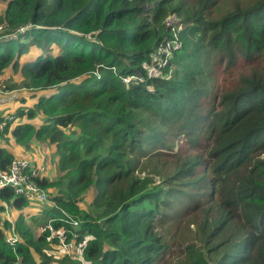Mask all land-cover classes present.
<instances>
[{
  "label": "trees",
  "instance_id": "trees-1",
  "mask_svg": "<svg viewBox=\"0 0 264 264\" xmlns=\"http://www.w3.org/2000/svg\"><path fill=\"white\" fill-rule=\"evenodd\" d=\"M0 1V77L9 66L21 75L1 93L62 87L31 95L12 113L22 122L0 133L25 150L44 143L56 165L53 179L34 166L48 197L29 218L37 235L31 204L0 189L20 237L11 248L0 228V264H264V0L214 19L216 0ZM171 15L185 29L167 27ZM175 34L167 75H151ZM31 46L56 55L19 65ZM196 131L207 157L174 145ZM13 159L0 148L1 171ZM61 228L77 255L60 247Z\"/></svg>",
  "mask_w": 264,
  "mask_h": 264
},
{
  "label": "rangeland",
  "instance_id": "rangeland-1",
  "mask_svg": "<svg viewBox=\"0 0 264 264\" xmlns=\"http://www.w3.org/2000/svg\"><path fill=\"white\" fill-rule=\"evenodd\" d=\"M255 1H258V0H216V2L214 4L215 7L210 12V18L214 19V18L221 17L226 12L234 9L236 4H239L241 6H248L252 3H254ZM5 7H6V3H3L0 1V15H2ZM171 16H173V15H171ZM171 16H169L167 18V20ZM166 21H165V24L167 27H169V25L167 24ZM172 27H174V26H172ZM180 29L181 30L185 29V25L182 24ZM177 30H179L178 27H177ZM48 55L54 57L56 55V52L54 50H50L48 48H37L35 46H31V47H29L28 51L25 54H23L22 56L18 57L16 59V61L18 62L19 65L30 64V63L34 62L37 59V57L43 58V57H46ZM166 67H167V64L164 61L162 63H160L159 65L157 62H152L151 66L148 68L149 69L148 72L151 75L161 74L162 76L163 75L166 76L167 73L163 72ZM239 67L241 68V70H239L238 72H244L245 69L247 68V67L244 68L243 66H239ZM219 70L220 69L218 68V65L216 64L215 61H213L211 64V69L208 73V76H213V75L217 74L219 72ZM11 78L19 80V79H21V75L19 72L17 73V75H15L12 72L11 66H9L3 71V74L0 77V83L5 84L7 82H10ZM123 79H125V78H123ZM197 84H198V82L195 81L192 84V87H195ZM22 92H24V91H22ZM61 92H62V87H59V88H49V89L37 90V91H35L34 94H35L36 98L39 99V98H48L51 96H55V95L60 94ZM208 92H210V91H208ZM16 93H18V92H16ZM208 94L211 95V98L209 100L204 99V100L198 101V104H197L199 111L202 113L207 112L208 109L210 108V106L213 105L214 93L211 92ZM28 96L29 95H27V98H28ZM201 107H203V108L201 109ZM18 121H20V120H18ZM18 121H17V123H18ZM194 136H195V139L197 141H191L190 139L186 138L184 135L182 137H178L181 139H175L174 145H175L176 149L182 150V152L186 153V154H189L190 152L193 151V153L204 154V156L207 157V151L205 149L201 148L200 146H197L198 140L199 139L202 140L203 135L199 136L198 131H196L194 133ZM198 136H199V138H198ZM31 145H32V147L28 148V149H30V150L32 149L33 150L32 153H34V156L36 155L38 160H39L37 162V165H39L40 174L44 175L47 178H51V177H52V179L55 178V175H56L55 174V172H56L55 166L56 165L53 162L54 160H53L52 155H51V149L49 147H47L42 142H40V143L33 142V144H31ZM10 146H16L17 148L21 147L20 145L16 144V142L14 141L13 137H11V135H10L9 139H6V141H2L1 148L6 149V151L12 155V153H10L8 151V148ZM22 149H24V148H22ZM23 151H25V149ZM146 172H147V170H146ZM146 172H142L141 176H145ZM152 179L155 180L156 183L161 182V176L159 174H153ZM29 205H30V203H29ZM43 206H44V204H42L38 201H35L31 206H28L29 208L28 207L26 208L25 213H24L25 214L24 217L28 221V225H30L32 227L33 232L36 235L39 234V232H40V230L38 229L39 225L37 224V222L34 223L33 221H31L29 218L34 216V215L39 216L37 214L41 213V209L43 208ZM4 212L5 211L0 212V228L4 232L5 237L8 235H15L19 241L20 237H19V234L17 233V231L15 229V220L14 219L18 218L15 216V211L13 210L14 216L12 219L10 209H9V213H8L9 220L7 219L9 227L4 226V222H5V219L7 216V214ZM10 221H11V223H10ZM27 221L25 222L26 224H27ZM190 228L194 229V226H190ZM172 231H173L172 234L174 236V240L180 242V243H176V244H182V242H183L182 234H183L184 230L181 229L179 231H176V230H172ZM51 237L54 238L55 236L53 234H51L50 238ZM72 238L74 239L75 237H72ZM57 245L58 244H52L51 243V248H49V249L46 248L45 251L48 254H50L52 252L56 253V254L59 252V254H60V251L58 250L59 246H57ZM59 245H60V247H62L60 243H59ZM172 245H174V244H172ZM74 252L76 255L78 254L77 250H74Z\"/></svg>",
  "mask_w": 264,
  "mask_h": 264
},
{
  "label": "built area",
  "instance_id": "built-area-1",
  "mask_svg": "<svg viewBox=\"0 0 264 264\" xmlns=\"http://www.w3.org/2000/svg\"><path fill=\"white\" fill-rule=\"evenodd\" d=\"M176 16H171L166 22L169 26H172L174 22H176ZM174 29V28H173ZM175 40L169 41L165 44L162 52L157 57L158 65L163 61L167 64L168 60L171 57V49L172 47L178 48L180 43L175 34ZM126 82V79H123ZM1 93V91H0ZM6 93L7 97H1L0 102L5 100H11L14 95ZM0 119V133L4 131V125L6 122L13 121V123H17V118L12 113H5L1 115ZM36 175V168L31 165L28 158H15L13 159L6 170H0V189L1 188H10L16 195H21L24 199H26L30 204H33L35 201L40 203L46 202L47 194L42 189L35 186L32 182V177ZM0 204L4 207V211L10 208L7 202H0ZM6 219L9 218L6 216ZM61 221L63 219H60ZM11 223V221H10ZM75 225V223H73ZM64 229L58 230V240L62 246V249L65 253L71 254L75 250L74 240L75 238H71L68 242H66V236L64 235ZM51 235V233H50ZM75 237V235L73 236ZM65 240V241H64ZM5 242L9 245V247L13 248L15 244L18 242V238L15 235H8L5 237Z\"/></svg>",
  "mask_w": 264,
  "mask_h": 264
},
{
  "label": "crops",
  "instance_id": "crops-1",
  "mask_svg": "<svg viewBox=\"0 0 264 264\" xmlns=\"http://www.w3.org/2000/svg\"><path fill=\"white\" fill-rule=\"evenodd\" d=\"M22 91H24V92H22ZM16 92H18V93H16ZM31 92L32 91H30V90H17V91L11 92L10 94L14 95V97L11 100H9V101L5 100L3 102H0V115H3L5 113H14L21 106L29 105L30 102L34 101V98H32L31 95L34 94L35 91H33L32 93ZM27 95H29L28 98H27ZM1 97H7L6 93L5 94L0 93V98ZM24 99H26V101H24ZM18 122H22V121H18ZM9 137H10L9 134L5 135V139H9ZM1 144H2V140L0 139V148H1ZM8 151L10 153H12V156L14 159L15 158H23V157L28 158L32 166H35L37 164V162L39 161L37 156L36 155L34 156V153H32V151H33L32 149L31 150L28 149V150L23 151V149L21 147L17 148L16 146H10L8 148ZM9 209H10V213H11V218L13 219L14 213H13V209H11V207L8 208L6 210V212H4V213H6L7 217H8ZM5 221H6V219H5Z\"/></svg>",
  "mask_w": 264,
  "mask_h": 264
},
{
  "label": "clouds",
  "instance_id": "clouds-1",
  "mask_svg": "<svg viewBox=\"0 0 264 264\" xmlns=\"http://www.w3.org/2000/svg\"><path fill=\"white\" fill-rule=\"evenodd\" d=\"M177 19V21L176 22H174L173 24H172V26H174L173 28H175V29H177V27H178V29L180 30V27H181V25L182 24H184L183 22H182V20H181V18L179 17H176ZM179 41V40H178ZM179 43H180V46H181V42L179 41ZM179 46V47H180ZM6 221H7V219H6Z\"/></svg>",
  "mask_w": 264,
  "mask_h": 264
}]
</instances>
